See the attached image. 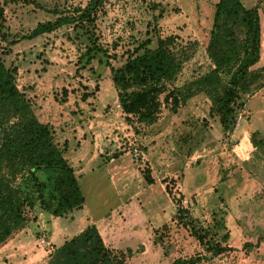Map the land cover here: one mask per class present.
Segmentation results:
<instances>
[{
  "label": "rangeland",
  "instance_id": "rangeland-1",
  "mask_svg": "<svg viewBox=\"0 0 264 264\" xmlns=\"http://www.w3.org/2000/svg\"><path fill=\"white\" fill-rule=\"evenodd\" d=\"M87 1L6 3L5 30L8 40L16 41L0 40V51L5 65L17 68V86L32 100L39 119L54 127L58 144L67 142L66 157L76 165L87 199L97 191L105 244L123 252L124 264H172L197 254L208 257L199 235L212 229L231 249L209 262L264 264V144L254 141L264 140V87L242 97L245 112L236 141H229L218 118L207 113L210 100L203 94L196 99V116L190 105L173 116L162 94L156 122H138L122 112L103 57L81 67L89 41L82 27L64 25L20 38L38 22L73 14ZM217 1L108 0L89 28L97 43L116 50L117 59L109 61L114 67L140 41L150 38L154 47L158 36H176L177 45L191 48L174 82L182 87L211 66L205 46ZM242 1L258 5L264 21V0ZM84 92L90 94L86 100ZM177 116L188 119L181 126ZM135 149L143 159H134ZM108 228L116 232L109 236ZM4 261L0 264H13Z\"/></svg>",
  "mask_w": 264,
  "mask_h": 264
},
{
  "label": "trees",
  "instance_id": "trees-1",
  "mask_svg": "<svg viewBox=\"0 0 264 264\" xmlns=\"http://www.w3.org/2000/svg\"><path fill=\"white\" fill-rule=\"evenodd\" d=\"M106 1L88 0L73 14L38 22L20 38L32 39L64 25H78L89 35L80 55L81 67L97 57L105 59L123 113L152 125L157 120L162 94L172 112L192 96L203 94L210 100L209 115L218 118L225 132L231 130L237 113L243 109L242 97L264 86V65L256 67L262 39L259 6L246 5L242 0H218L205 46L211 66L193 82L178 87L174 82L191 48L177 45L176 36H158L154 47L147 38L132 50H126L120 66L114 67L109 62L117 59L116 50L110 52L97 43L89 28ZM11 2L16 0L0 3V40L13 43L16 40H8L4 25V5ZM16 73V67L5 65L0 51V246L34 223L40 213L63 217L80 209L85 201L75 170L66 157L67 142H56L54 127L39 119L32 100L18 88ZM89 96V92H84L81 98L86 100ZM256 138L255 143L264 144L262 137ZM144 177L148 183L152 182L149 173ZM227 237L225 234L222 238ZM261 239L260 236L258 241ZM199 241L208 257L197 254L177 258L172 264H215L209 261L231 249L221 243L212 229L199 235ZM124 261L123 252L108 247L97 227L89 224L51 251L44 264H124Z\"/></svg>",
  "mask_w": 264,
  "mask_h": 264
},
{
  "label": "crops",
  "instance_id": "crops-1",
  "mask_svg": "<svg viewBox=\"0 0 264 264\" xmlns=\"http://www.w3.org/2000/svg\"><path fill=\"white\" fill-rule=\"evenodd\" d=\"M263 22L264 21L261 18V33H262L261 53H260V59L256 64L257 67L264 65L260 63L261 60L264 58ZM254 94H256V92L246 97L251 98ZM198 95L194 96L195 99L193 100V102L187 104V101H185V103L181 104L176 109V111L173 112V116L174 115L176 116L178 114V111L181 108L186 107V105H190L189 108L193 112L194 116H196L197 115L196 108H198V106H196L197 105L196 99H198ZM192 98L193 96L188 100ZM209 105L210 104H208V109H209ZM244 106L246 107V101ZM208 109H207V113H208ZM180 118H181L180 116H177V118L175 119H179L180 124L182 126V124H185L184 121L187 120L188 118L185 117H182L181 119ZM157 129H160V126H158ZM160 135L161 132L158 133V138L160 137ZM68 150L66 152V156L68 154ZM67 159L69 160L70 164H72L68 157ZM146 160L149 161L147 156V150H146ZM76 161L78 160L75 159V162ZM72 166L76 173L78 171L76 170V165L72 164ZM80 189L83 193L85 200L80 209L74 210L73 212H70L68 215H65L63 217H54L46 212H42L34 223L29 225L23 231H21L13 238L8 240L5 244L0 246V257H3L0 259L1 260L3 259V262H5L4 260H6L7 262L9 263L11 262L13 264L46 263L48 260V253L44 250L43 247L38 245L36 241V234L43 231H45L47 236L50 238L55 248L60 246L65 240L70 239L72 236L80 233L89 224H94L97 227L100 235L102 236L100 230L101 226L99 222L101 221L103 214L99 212L101 204L100 201H97V191L95 190L94 196L88 200L82 190L81 185H80ZM97 206H98V210H97ZM115 232L116 231H114L112 228H108L106 234L112 236ZM103 241L105 243L104 238Z\"/></svg>",
  "mask_w": 264,
  "mask_h": 264
},
{
  "label": "built area",
  "instance_id": "built-area-1",
  "mask_svg": "<svg viewBox=\"0 0 264 264\" xmlns=\"http://www.w3.org/2000/svg\"><path fill=\"white\" fill-rule=\"evenodd\" d=\"M244 112H245L244 109L239 110V112L237 113V116H236V120H235L234 126L232 127L231 130H229L227 132L228 140L229 141H236V135H237L238 127H239V122L243 118ZM133 155H134L133 157H134L135 160H141V159H143V154L141 152H138L136 149L134 150ZM37 239H38V241H37L38 244L41 247H43L44 250L47 253H50L51 251H53V243L50 240V238L47 236L46 233L44 234L43 232H40Z\"/></svg>",
  "mask_w": 264,
  "mask_h": 264
}]
</instances>
